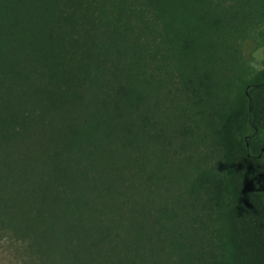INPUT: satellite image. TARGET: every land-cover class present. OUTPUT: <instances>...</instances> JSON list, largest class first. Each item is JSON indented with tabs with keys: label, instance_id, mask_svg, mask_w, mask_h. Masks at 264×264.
<instances>
[{
	"label": "trees",
	"instance_id": "16d2710c",
	"mask_svg": "<svg viewBox=\"0 0 264 264\" xmlns=\"http://www.w3.org/2000/svg\"><path fill=\"white\" fill-rule=\"evenodd\" d=\"M0 240L32 264H264V0H0Z\"/></svg>",
	"mask_w": 264,
	"mask_h": 264
},
{
	"label": "rangeland",
	"instance_id": "374dc122",
	"mask_svg": "<svg viewBox=\"0 0 264 264\" xmlns=\"http://www.w3.org/2000/svg\"><path fill=\"white\" fill-rule=\"evenodd\" d=\"M255 33L257 34V32ZM254 37H255L254 40L252 38H247L246 40L241 41L240 46H238L239 47L238 51L241 53V56L246 60H248L249 62H251L253 66L259 65V67H255V69L257 70L261 68V60L263 59V49L262 48H258L257 50L255 49L256 43L259 40H257V35ZM166 91L163 90V93ZM171 98H177L175 91L172 92ZM167 102L169 104H175V105L169 109L167 108ZM167 102L162 107V112L164 110L163 117H165L169 113L170 119L172 120L177 119L179 115L181 100L177 98L176 102L172 103L170 99H168ZM199 145H200L199 148L197 146L188 147L187 149H184L183 153H186V156L193 155L194 156L193 163L194 164L196 163V165L203 162L212 164L215 161H217L214 148L208 138H205L204 141H201ZM177 146L178 145H176V148ZM194 150H196L198 154L202 153L205 154V156H209V159L198 160L199 157L198 155L195 154ZM30 262L31 260L26 256L24 252L0 240V264H32Z\"/></svg>",
	"mask_w": 264,
	"mask_h": 264
},
{
	"label": "clouds",
	"instance_id": "9594fccd",
	"mask_svg": "<svg viewBox=\"0 0 264 264\" xmlns=\"http://www.w3.org/2000/svg\"><path fill=\"white\" fill-rule=\"evenodd\" d=\"M254 67H259V65H254Z\"/></svg>",
	"mask_w": 264,
	"mask_h": 264
}]
</instances>
